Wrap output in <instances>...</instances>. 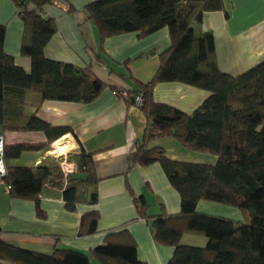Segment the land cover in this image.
<instances>
[{
    "label": "trees",
    "instance_id": "1",
    "mask_svg": "<svg viewBox=\"0 0 264 264\" xmlns=\"http://www.w3.org/2000/svg\"><path fill=\"white\" fill-rule=\"evenodd\" d=\"M53 0H21L18 15L24 23L21 55L31 60L27 72L5 51L6 27L0 25V127L2 131H41L43 144H15L5 148L7 175L3 178L12 198L37 203L45 187L64 191L65 207L74 211L79 203H98V182L94 154L82 149L71 156L78 172L87 180L66 178L60 165L14 167L9 162L24 151L41 150L74 130L54 126L38 116L20 123L15 117V99L27 90L40 91L43 100L91 103L108 87L96 79L91 66L51 60L45 48L57 31L52 18L43 17ZM85 11L99 31L101 47L111 37L138 33L147 37L163 28L170 32L171 45L160 54V66L144 93L141 108L146 129L136 150L129 157V169L162 165L170 184L181 196V212L151 216L143 198L135 199L138 218L152 223L155 242L174 247L168 264H264V60L248 71L231 75L217 62L216 41L210 32L196 26L207 13H229L224 0H97ZM177 82L206 90L210 95L192 113L156 102L157 84ZM118 91V90H117ZM139 92L128 93V105H135ZM2 133V132H1ZM171 137L184 148L209 153L218 158L215 165L175 161L163 148H149L159 138ZM212 202L240 209L245 223L200 213V202ZM164 208L163 204H160ZM41 212V211H40ZM99 211L81 218L80 235L98 231ZM134 221V220H133ZM0 231V235H1ZM186 234L208 239L205 247L182 243ZM147 264L138 257V244L128 229L110 232L105 244L89 254L56 249L41 254L6 244L0 238V264Z\"/></svg>",
    "mask_w": 264,
    "mask_h": 264
},
{
    "label": "crops",
    "instance_id": "2",
    "mask_svg": "<svg viewBox=\"0 0 264 264\" xmlns=\"http://www.w3.org/2000/svg\"><path fill=\"white\" fill-rule=\"evenodd\" d=\"M21 0H0V25L6 27L5 51L15 58L18 66L31 71V60L21 55L24 23L18 15ZM97 0H53L45 6L43 17L56 22L57 31L45 48L48 59L91 66L96 79L107 88L91 103L43 100L40 91L27 90L23 99H15V117L25 123L38 116L54 126L71 127L67 134L52 146L41 150L24 151L9 162L14 167L58 165L84 149L94 154L98 182V203H79L70 211L65 207L64 191L45 187L37 203L12 198L5 183H0V238L8 245L51 255L56 249L74 250L89 254L105 244L106 236L126 228L138 244V257L147 264H168L174 247L154 241L152 223L138 218L137 198H143L151 216L163 212H181V196L170 184L162 165L129 169V157L144 136L146 117L141 108L128 105L121 92H139L141 84H149L160 66V54L171 45L170 32L163 28L147 37L127 33L107 39L101 47L99 31L88 19L85 7ZM187 1V0H186ZM229 13H207L198 32H210L216 41L219 68L228 74L239 75L264 60V0H224ZM118 90V91H117ZM210 95L195 86L167 82L159 83L153 91L156 102L175 107L185 113L194 112ZM2 132V133H1ZM6 146L43 144L47 137L41 131H2ZM64 141V142H63ZM64 145H62V143ZM54 145L56 149L53 150ZM163 148L166 156L180 162L215 165L218 158L209 153L193 152L171 137L159 138L149 148ZM66 148L65 152H59ZM160 204L164 205V208ZM200 202V213L245 223L246 216L238 208ZM223 215L210 213L209 210ZM99 211L100 221L95 234L81 236L80 223L85 213ZM134 220V221H133ZM204 236L186 234L182 243L205 247ZM92 264H98L93 261Z\"/></svg>",
    "mask_w": 264,
    "mask_h": 264
},
{
    "label": "built area",
    "instance_id": "3",
    "mask_svg": "<svg viewBox=\"0 0 264 264\" xmlns=\"http://www.w3.org/2000/svg\"><path fill=\"white\" fill-rule=\"evenodd\" d=\"M121 95L125 98H128L127 92H121ZM135 105L137 107H142L144 104V93L139 92L134 98ZM5 148L6 142L2 134H0V183H4L3 178L7 175V163L5 160ZM61 170L63 171L66 178H69L72 174L78 172V166L75 162H70L68 159H64L59 162ZM6 189L9 190V186H6Z\"/></svg>",
    "mask_w": 264,
    "mask_h": 264
},
{
    "label": "water",
    "instance_id": "4",
    "mask_svg": "<svg viewBox=\"0 0 264 264\" xmlns=\"http://www.w3.org/2000/svg\"><path fill=\"white\" fill-rule=\"evenodd\" d=\"M71 179L76 181V180H83V181H86L87 180V175L86 174H83V173H75V174H72L71 176Z\"/></svg>",
    "mask_w": 264,
    "mask_h": 264
},
{
    "label": "rangeland",
    "instance_id": "5",
    "mask_svg": "<svg viewBox=\"0 0 264 264\" xmlns=\"http://www.w3.org/2000/svg\"><path fill=\"white\" fill-rule=\"evenodd\" d=\"M63 142H64V141H63ZM63 142H61L62 145H64ZM54 149H56V146H55V145H54V147H53V150H54ZM60 161H61V160H60ZM58 165H59V164H58ZM204 202H205V201H204ZM209 203H211V202H209ZM214 204H216V203H214ZM217 206H220V205L218 204ZM222 206H225V205H222ZM227 207H228V206H227ZM230 208H232V207H230ZM197 209H198V208H197ZM209 212H210V213H213V214L223 215L222 212H220V211H216V210H214V209H213V210H209Z\"/></svg>",
    "mask_w": 264,
    "mask_h": 264
},
{
    "label": "bare ground",
    "instance_id": "6",
    "mask_svg": "<svg viewBox=\"0 0 264 264\" xmlns=\"http://www.w3.org/2000/svg\"><path fill=\"white\" fill-rule=\"evenodd\" d=\"M66 148L61 149L59 152H65Z\"/></svg>",
    "mask_w": 264,
    "mask_h": 264
}]
</instances>
